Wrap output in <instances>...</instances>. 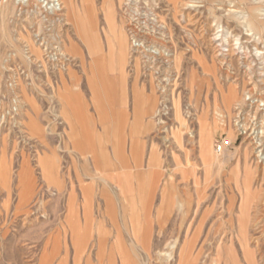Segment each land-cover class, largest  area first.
Masks as SVG:
<instances>
[{
  "label": "rangeland",
  "instance_id": "rangeland-1",
  "mask_svg": "<svg viewBox=\"0 0 264 264\" xmlns=\"http://www.w3.org/2000/svg\"><path fill=\"white\" fill-rule=\"evenodd\" d=\"M22 1L27 0H10L2 24L0 18V165L5 168L0 177V264H79L81 251L92 264H264V212L262 230L250 224L245 234L250 253L239 225L242 206L247 203L253 212L254 203L264 197V156L258 160L256 141L245 127L250 107L239 109L242 98L249 99L247 90L264 91V36L248 33L232 13L240 6L254 19V3L72 0L77 20L66 12L55 37L49 38L53 47L60 44L68 61L62 68L48 66L44 73L40 65L29 67L22 54L28 52V42H37V27H28L23 19L14 21L15 3ZM55 7L61 8L57 2ZM259 15L262 19L263 13ZM137 16L164 25L173 72L167 87L144 68L143 56L130 53L127 27ZM120 32L126 37V111L132 122L136 86L142 94L152 93L154 115L143 105L147 129L136 137L141 149L127 140L115 168L99 160V150L92 157L97 162L70 164L69 155L58 148L72 151L61 141L69 132L65 121L70 116L66 108L68 114L63 115V101L72 99V90L83 96L82 113L95 118V132L101 137L96 147L101 144L115 159L114 138L104 133L114 122L111 110L103 101V112L95 111L86 75L93 73L88 66L94 54L121 57ZM222 33L226 38L221 43L215 39ZM36 46L46 68L49 59L44 48ZM61 81L71 89L63 95ZM231 90L234 100L229 98ZM33 118L40 123L42 137L33 134ZM48 126L57 127L50 131L53 136L46 133ZM208 141L206 155L201 143ZM51 149L60 155L59 190L54 186L60 184L55 166L42 164ZM153 149L160 163L155 170L147 164ZM190 247L195 260L188 263L181 253ZM231 247L235 262L228 258Z\"/></svg>",
  "mask_w": 264,
  "mask_h": 264
},
{
  "label": "bare ground",
  "instance_id": "bare-ground-1",
  "mask_svg": "<svg viewBox=\"0 0 264 264\" xmlns=\"http://www.w3.org/2000/svg\"><path fill=\"white\" fill-rule=\"evenodd\" d=\"M9 1L10 0H1V2H0V11H2V16L0 17L2 19L1 24L4 22L5 10L7 8ZM245 1H248L250 3L251 2L254 3V5H252L254 7L251 10L254 13H256L257 16L254 19L253 18L252 19L247 18L245 16V12H243L244 10H242L240 6H239L240 8L237 7L236 11L232 12L234 14L233 16L235 18L237 17L242 22V24L247 29L248 33H255L258 35L263 34L262 36H264V0H240V2H245ZM55 2L59 3V6L61 7L60 10H58L57 7H55ZM15 5H16L15 6L16 15L18 14L17 15L18 17L15 16L14 21L19 22V21H21L20 19H23V22L25 24H27L28 27L30 25H33L34 28L37 27L36 30H34V34H33V37L35 38V40L37 42H33V43L31 41L28 42V45H29L28 46V52L25 53L23 51V53H22L23 56L28 57V61H30L29 63H27L28 66L32 67V66H39L40 65V67L44 71V73H47L46 69L48 66H51V67L58 69L59 67L62 68L64 65H66V62L68 60L64 57V55L61 54L60 44L58 45V47H53L51 45L52 42L49 38L52 39L53 37H55V35L58 31L57 28L59 26H61L62 22L64 21V17H67L66 12H68L70 14V16L72 17L74 22L77 20L76 19L77 13H75V7H73L74 4H73L72 0H27L26 2L22 1V2H19L18 4L15 3ZM10 9L11 8H9V10ZM261 12L263 13V15H261L263 17L262 19H260V17H259L260 16L259 13H261ZM130 21L131 22L127 27V31L129 33V36L131 37L130 53L132 55L138 54L141 57L143 56V58H144L143 63L145 66L144 68H146L148 71H150V75H154L157 82L159 81V83L165 84L164 87L169 86L170 81L173 78V75H172L173 72H172V68H171L172 57L169 56L172 52H171L170 47H168L166 45V40H165L166 37L164 36L166 34V31L163 27L164 25H162V23L160 21L159 22L160 25L156 26L150 20L144 19L141 16H137V18L134 17V19L132 18V19H130ZM93 26H94V24L92 25V27ZM4 27L5 26H2L1 31H2V36L6 37L5 36L6 31H5ZM220 28H222V27L220 26L219 29ZM151 29L155 32H151L152 31ZM222 32H223V30H222ZM219 33H221V31ZM155 34H157L160 37L156 36ZM216 36L217 37L215 40L220 41L221 43L224 42V39L226 38L225 34H223V33L220 37H219V35H216ZM262 36H260V37H262ZM120 37H121L120 53H121V57L123 59L126 56V37H124L122 32H120ZM17 40H19L20 42H24L23 39L17 38ZM38 43L40 44L41 47L44 48L43 52L45 53L46 57L49 59L48 64L46 65V68H44L45 64L41 63L42 62V57L40 55L41 50H40V47L36 46V44H38ZM85 44L87 45L88 49H92V45L90 42L87 43V41H85ZM238 44H240V43H238ZM62 46H63V44H62ZM221 46L222 45L220 44L219 47L221 48ZM236 46L237 45H235V47ZM73 48H74V52H76V51L78 52L77 48H75V47H73ZM73 48H72V50H73ZM217 48H218V46H217ZM149 49H155L156 53L152 54L151 52H149ZM220 54L221 53H219V55ZM243 56L246 57L247 54H243L242 57ZM223 57L226 58V55ZM225 58H223L222 61H224V60L226 61ZM11 59H13V58H11ZM225 63L227 64V61ZM248 67L249 66H247V68ZM229 69H231V68H229ZM247 70L250 71L251 69H247ZM247 73H249V72H247ZM10 80L11 81L14 80L13 75L10 76ZM3 82H4V77L0 76V85H2ZM19 82H20V86H21V79H19ZM162 93H165V92H162ZM245 94L247 97H249V99H247L246 97L242 98V100L239 102V104H240L239 109L242 107V105H247L250 107V110L248 112L249 113L248 119H246L247 121H246L245 127H246V129L250 130L251 136L254 137L252 139V141L253 142L256 141L255 145H257L256 146L257 147L256 153L258 154L257 158H258V160H260V158H261L260 156H264V91L263 92L259 91V93H258V89H256V87H254L252 89L247 90ZM229 98L231 100H234L236 98L234 90L230 91ZM17 108L20 109L21 105L18 104ZM13 113L15 114V116L18 115V113H16V111H13ZM217 114L220 115V113H218V112H217ZM2 115H3V119H4L7 116V113H5L3 110ZM20 125H22V123H20ZM239 126L242 127V125H240V124H239ZM201 146L203 148L204 153L207 155V153L209 151L208 149L211 148L209 141L204 142L203 144L201 143ZM4 173H5V168L3 167V165H0V177L1 178L4 176ZM263 205H264V197L261 199L259 198V200H257V202L254 203V205L252 207L253 212H250V209L248 208L247 203L244 204L241 208L242 214L240 215L239 225H240L242 234H244V241L247 245L246 246L247 252H249V248H248V243H247L248 240H246L245 234H247L250 224H253V227L257 231H258V228H260V229L262 228V216H263V212H264L263 208H262ZM79 234H80V232H79ZM79 246H81V245H79ZM83 248L84 247L82 246V249ZM86 248H87V246H86ZM191 249L192 248L190 247V249L189 248L187 249V252L185 250H183L181 253L182 258H184V259L188 258V263H189V261L195 260L193 258V255L191 254V251H192ZM230 251H231V255H229L228 258L232 262L237 261V257L234 255V253H235L234 248L231 247ZM185 252H186V254H185ZM83 253L84 252L81 251V253H79V255H78L79 264H92V262L90 261L91 259L89 257L87 259H85L86 257L85 258L83 257ZM148 253L149 252L146 251L145 256H147V259L150 256ZM160 255L162 256L163 254L161 253ZM168 258L169 259L171 258L170 255L168 256ZM253 260H254V257H253ZM183 261H185V260H183ZM253 263H254V261H253ZM123 264H129V262L124 260ZM143 264H147V263H143ZM214 264H217V263L215 262Z\"/></svg>",
  "mask_w": 264,
  "mask_h": 264
},
{
  "label": "crops",
  "instance_id": "crops-1",
  "mask_svg": "<svg viewBox=\"0 0 264 264\" xmlns=\"http://www.w3.org/2000/svg\"><path fill=\"white\" fill-rule=\"evenodd\" d=\"M121 56V53H120ZM90 64L89 68L93 69V73L87 74V84L91 89L92 94V100L94 102L95 111L103 112L102 106L103 101L107 103L109 106L111 112H110V118H113V123L111 125H108V127L104 128V133L107 138H114V146H113V153L115 154L114 158L111 159L109 156V153L107 150L100 144L99 147L97 146L98 140H100L101 137H99V134L97 131L95 132V118H93L92 115H86L82 113V105L83 103L81 100H83V96L81 92L79 93H73V90L71 91L72 99L64 100L63 102V110L66 108L70 112V116H68V119L65 121L67 125V129H69V132L67 133L65 138L61 137L62 143L66 146H70L72 148V151H69L67 149H64L62 147H59L58 149L62 151V153H66L70 157V164H80L83 165L85 163H91L98 160L97 153L98 150L100 151L99 155L102 156V158H99L100 161H105L108 169H113L116 167L115 162L121 158L122 155V146L125 145L128 142L130 145H134L136 148H140V144L137 142L136 137L137 135H141V133L144 131L146 126H144V123L142 122L143 116L142 112L144 111L143 108H145L146 113L151 111L155 112V100L152 97V93L150 95L142 94L138 88L134 87V111L131 113L132 116H135L133 121L131 122V118L129 116V113L126 111V107L128 104V101L126 99V85H125V63L127 56H125L123 59L119 56H116L113 60L109 59V56L104 54V52H99L94 54L92 57H90ZM112 71L113 77L109 75V72ZM138 76V73H137ZM72 81H77L75 78H71ZM135 82L138 83V77L135 79ZM67 84L65 81H61L59 85H61L60 91L63 89V94H65L64 91L66 89H69L66 87H63V85ZM143 86L146 88L148 87L144 83H142ZM150 90V88L148 87ZM151 92V90H150ZM104 94V98L102 99ZM105 99V100H104ZM144 105V107H143ZM143 107V108H142ZM38 110V108H37ZM37 110H32V112H35ZM143 110V111H142ZM66 110H64L63 115L67 116ZM62 117V114H61ZM34 119V118H33ZM34 127L36 129L33 134L38 135L39 137H42V128L40 126V123L36 119ZM103 125V124H102ZM49 128V129H48ZM57 127L50 128L49 126L46 128V133H50V135L53 136V134L50 132L52 129H56ZM145 133V132H143ZM129 138V139H128ZM65 146V148H66ZM52 151L51 155L49 156V159L45 163H42L44 165L48 166H55V174L59 178V186L55 185V188L57 190L61 189L63 186L62 177H61V170H60V155L57 150H50ZM154 149L151 152V155L148 159V165L149 168L152 170H155L159 167L157 152L156 155ZM96 155V159L93 158V155ZM85 169L84 167L82 168ZM81 169V170H82ZM137 177L139 181L141 180L142 175ZM96 180V179H95ZM93 180V181H95Z\"/></svg>",
  "mask_w": 264,
  "mask_h": 264
},
{
  "label": "built area",
  "instance_id": "built-area-1",
  "mask_svg": "<svg viewBox=\"0 0 264 264\" xmlns=\"http://www.w3.org/2000/svg\"><path fill=\"white\" fill-rule=\"evenodd\" d=\"M26 2V1H25Z\"/></svg>",
  "mask_w": 264,
  "mask_h": 264
}]
</instances>
